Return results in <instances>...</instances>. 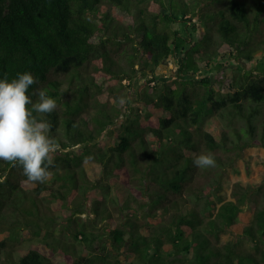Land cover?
<instances>
[{
	"label": "trees",
	"instance_id": "obj_1",
	"mask_svg": "<svg viewBox=\"0 0 264 264\" xmlns=\"http://www.w3.org/2000/svg\"><path fill=\"white\" fill-rule=\"evenodd\" d=\"M117 54L125 55L127 69ZM169 59L177 73L167 83L157 69ZM92 63L108 83H132L143 70L141 105L116 97L122 106L109 107ZM225 67L234 75L221 94L210 75ZM24 72L37 80L27 93L33 102L37 89L56 100L45 119L59 149L50 154L43 183L29 182L18 162L0 160V264H123L122 258L126 264H264L263 189H248L235 202L220 180L193 185L204 169L193 163L203 146L264 148V0H0V79ZM210 114L232 135L224 127L218 136L202 129ZM212 155L215 166L224 165ZM87 160L101 166V176L88 177ZM25 182L35 194L29 196ZM36 194L50 201L42 203L45 210ZM246 203L254 211L242 237L252 250L240 251L221 236L233 230ZM111 207L123 217L115 219ZM7 215L15 219L8 226ZM24 234L43 247L15 260Z\"/></svg>",
	"mask_w": 264,
	"mask_h": 264
},
{
	"label": "rangeland",
	"instance_id": "obj_2",
	"mask_svg": "<svg viewBox=\"0 0 264 264\" xmlns=\"http://www.w3.org/2000/svg\"><path fill=\"white\" fill-rule=\"evenodd\" d=\"M118 13L121 17L129 21H133L135 18L134 13H129L121 9L118 10ZM197 23L200 26L199 20L197 21ZM201 35H202V29H200V31L198 32L199 38H201ZM114 58L119 62V64L123 68L125 69L128 68L125 55L117 54V55H114ZM241 62L245 64L246 67L250 68L251 66L250 62L246 60H242ZM95 64L92 63V65L90 66V71L93 72L92 74H96L97 77L95 78V80H98L102 83L103 90L105 92L104 94L109 100V103H108L109 107H112L113 105H116V104H118L119 106H122V104L124 105L128 104L129 107L141 105L139 94L147 89L146 81L148 79V77H145L143 70H140L138 73L134 75L135 81H133L132 83H130L129 79L121 80V81L113 80L112 82L108 83L109 80L104 79L106 75L104 72L102 71L94 72L96 71L95 69H93ZM226 68L227 67L223 68V70L214 69L210 75L213 79V86L221 94H224L229 91L230 89L229 85L234 75L233 70H228V68L227 69ZM176 73H177V62L174 59L167 60L157 69V75H159L162 78V82H167V83L171 82L173 80V76ZM105 81H107V83H105ZM65 82L66 83L64 87L65 89H67L69 87V82H67V79ZM153 85L154 83L151 84V86ZM111 88L113 91H111ZM96 97L98 99L104 100V96L98 95ZM96 97L95 96L91 97L92 102L93 100L96 99ZM116 97H119L121 99L122 104L116 103L117 102ZM62 107L63 105L62 106L60 105V108ZM121 118L122 117L118 119L119 124L122 121ZM237 126H240V124L238 123ZM223 127H224V130H226L228 136H231L233 129L229 128V126L225 127L223 125L221 117L217 114H210L209 116H206L205 119H203L202 126H201L202 129L208 130L211 133L215 134L216 136L220 134ZM259 129L262 130L261 128ZM260 130L258 132L259 134L261 133ZM60 132H61L60 133L61 138L63 140H66V137L64 136L63 128H61ZM194 133L196 134L195 135L196 139L198 138L199 140L200 136H199L198 131L195 130ZM202 153L218 154V156H221L222 158L221 163H223L224 165H218L215 167H209V168L202 169L197 179L193 182L194 186L206 187V186L214 184L213 183L214 181L220 180L222 184V191L224 192V195L226 196L227 200L235 201V202H238V198L241 196V194L248 189H252V188L258 189L259 187V188H262L264 191V148L263 147L249 146V147H246L238 151H231V152L213 151L212 152L209 149H207L205 146H203ZM85 168L87 170L88 177L91 178L92 180L101 176L102 168L99 164H96L94 162L87 160ZM4 179L5 177L2 180ZM61 183L62 181L55 183L56 188L60 187L62 189ZM23 186L29 192L28 193L29 196L32 194H35V192L33 191L34 186L31 185V183L25 182ZM254 191L255 190H253V193ZM35 196H36V199L40 201V205L42 206L43 210H45L44 208L47 205L45 206L43 204L44 203L49 204L50 201L47 200L46 198H43V195L37 196L36 194ZM186 196H188V194ZM73 198L74 199L72 203L70 204L71 206L75 204V201L77 198L76 195ZM120 203L122 204L121 201ZM259 204L260 205L264 204L263 194H261V196L259 197ZM133 205L136 206L135 203H133ZM112 207L110 208V210L113 212L115 219L122 218L123 214H121V211H119L117 207L113 210ZM241 207H242V212L240 213L238 223L233 228V230H230L226 234H223L221 236V243L224 244V243L232 241L234 244L237 245V248L240 251L252 250L250 242L245 240L242 237V235H243L244 228L250 223L254 209H252L253 207L249 203L243 204ZM130 211L127 210L126 212L128 213ZM48 213L50 212L48 211L44 212L45 215H48ZM87 213H90L88 214L89 217L91 218L93 217L92 216L93 214H91L90 211ZM87 213H84L83 215L84 218H86L85 216L87 215ZM50 214L56 217H59L60 215V213H50ZM10 220L12 221L15 219L13 218L12 215L11 216L7 215V218L5 219L6 226H8L11 223ZM100 226L101 227L103 226V222L100 223ZM100 226L99 228L100 230H102ZM26 232L27 231H24L25 234ZM25 234L21 239V243L17 245V248L14 251L13 255H14L15 260H18L19 256H21L25 251L33 247H37V248L43 247L41 242H38L36 239L26 237ZM122 261H123V264H126L125 258H122ZM7 264H10V263H7ZM58 264H65V263L64 261L61 260Z\"/></svg>",
	"mask_w": 264,
	"mask_h": 264
},
{
	"label": "clouds",
	"instance_id": "obj_3",
	"mask_svg": "<svg viewBox=\"0 0 264 264\" xmlns=\"http://www.w3.org/2000/svg\"><path fill=\"white\" fill-rule=\"evenodd\" d=\"M35 83L31 72L18 73L11 81L6 74L0 79V160L18 162L29 182L43 183L50 176L46 167L53 163L50 154L59 149L56 139L48 134L50 124L45 119L57 103L46 89H37L33 102L27 93ZM193 163L199 168L216 165L211 153L196 155Z\"/></svg>",
	"mask_w": 264,
	"mask_h": 264
}]
</instances>
